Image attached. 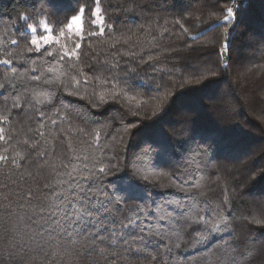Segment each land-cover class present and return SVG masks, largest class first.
Masks as SVG:
<instances>
[{
	"label": "trees",
	"instance_id": "obj_1",
	"mask_svg": "<svg viewBox=\"0 0 264 264\" xmlns=\"http://www.w3.org/2000/svg\"><path fill=\"white\" fill-rule=\"evenodd\" d=\"M231 1L101 0L105 35L99 37L88 35L98 31L91 16L95 0H0V39L24 37L18 45H8L13 56L0 54V59L13 60L0 65V83L17 84L21 94L27 88L33 101L0 125L13 137L9 144L0 142V154L10 159L13 149L26 154L18 168L0 163V264H90L83 249L67 257L54 242L41 250L26 236L21 241L24 226L5 211L17 205L16 193L32 189L40 197L32 204H53L59 218L68 201L43 193L61 187L58 173L73 166L110 169L95 183L109 209L104 227H115L118 234L116 264H209L210 254L225 256V250L226 264L229 257L236 264H264V223L252 222L264 220V0L237 1L233 20L217 27ZM80 6H86L80 59L53 61V66L67 74L68 91L73 77L84 80L81 70L92 78L91 86L79 89L85 99L68 95L60 83L29 81L41 75L31 71L33 61L45 78L51 74L49 65L39 64L40 54L26 52L27 24L38 28L45 20L58 33ZM116 37L120 42L109 47ZM75 40L61 42L71 48ZM25 73L26 83H19ZM100 91L118 95L101 102ZM47 92L53 103L44 106L47 115L40 117L35 100L48 99ZM130 96L136 100L126 99ZM49 117L58 125H50ZM41 122L49 124L44 137L37 131ZM25 140L38 147L28 148ZM130 181L136 185L131 191ZM129 219L136 222L120 227ZM157 231L172 240L161 241ZM13 244L17 252L9 255ZM102 247L98 242L97 250ZM128 247L133 251H125Z\"/></svg>",
	"mask_w": 264,
	"mask_h": 264
},
{
	"label": "snow or ice",
	"instance_id": "obj_2",
	"mask_svg": "<svg viewBox=\"0 0 264 264\" xmlns=\"http://www.w3.org/2000/svg\"><path fill=\"white\" fill-rule=\"evenodd\" d=\"M86 12V6H80L75 10V14L67 17V23L61 26L58 33L54 29L50 28L47 23L42 22L43 35H36L38 29L32 24H27V33L30 34L26 43V52L31 54L33 52L41 55V60L39 61L40 65H49L46 69L47 73H50L51 76L48 78L44 77V69L37 67V62L33 61L31 71L33 73L38 70L41 71L40 76H31L28 77L29 81L43 80L45 85H56L60 83L61 86L67 91V94L70 96H78L80 99H85V95L79 93V89L84 86H91L92 78L89 77L83 70L80 71V75L84 77V80L73 77V83L71 84V90L68 91L69 85L64 83L67 79V74L53 66V61L56 63H63L65 61H79L81 56V42L85 39V28H84V17ZM92 16V25L95 28H98V31L90 32V36H99L104 37L105 35V16L103 15V9L101 7V0H95V7L91 10ZM235 16V10L233 7H227L223 15L222 20L217 22V27L226 25L229 21L233 20ZM22 20H27V16H21ZM179 23V21H177ZM109 29L113 28V25H107ZM183 27V25H181ZM186 30V29H185ZM67 34V39L72 40L73 37L76 38L74 41V47H69L67 43H62L61 41L65 39ZM23 36L19 38H12L10 40L0 39V54H3L6 57H11L14 53L9 50L8 45L16 46L20 43V39H23ZM130 39V38H129ZM129 39H125L123 43L128 44ZM120 42V37H116L115 40L109 47H115V44ZM229 49V42L225 41L222 46L221 56L226 57ZM100 51H106L101 49ZM124 55H129L125 52ZM51 58V59H45ZM18 63L27 64V60L19 59ZM13 60L11 58L0 59V65H12ZM75 65H69V67H74ZM115 66V65H114ZM214 74V73H213ZM27 74H21L18 77L19 83H26L24 76ZM101 84H106V81H99ZM9 88L12 89L9 92ZM28 89L25 88L24 93L21 94L17 84L9 85L7 83H0V97H4L8 94V99H11V107L8 106V99L0 100V125H5L10 121V113L29 108L33 106V101L28 98L26 95ZM48 96V99H37L35 100V111L36 114L40 117L47 115V112L44 110V106L51 105L53 103V98L51 92L45 93ZM98 99L101 102L106 100L107 95H118L116 92H106L100 91L96 94ZM128 100H136L135 96L126 97ZM58 112V110H57ZM49 124L52 126H57L58 121L49 117ZM49 124L41 122L37 131L41 137L45 136L44 129L48 128ZM55 137V131L50 133ZM13 139L11 135L8 134V129L0 126V142L9 144ZM96 139H99V133H97ZM30 149H36L38 147L37 142L33 141L31 144L27 140L23 141ZM48 144H51L52 141H47ZM14 154L9 158L8 155L0 154V163L2 164H11L12 167H20L21 162L26 159L25 152L21 150L13 149ZM4 152H8V148L4 149ZM40 156H44L45 152L41 151L38 153ZM54 154V153H53ZM87 159V157L85 158ZM84 169H87V164H85ZM110 169L106 167H98L94 170H82L76 166H73L70 170H67L62 173H58L61 179L58 181V184L61 187L51 191V193H43V196L47 198H55L56 201L64 203L65 200L68 203L63 209H61V214L59 218L56 216V212L53 211V204L49 203L47 207H38L37 205L32 204V200L40 199L35 193L34 190L28 189L24 193H16L17 205L10 210L6 207L5 211L7 215L14 216L20 224L24 226L23 235L21 236V241L24 240L26 236L29 241L34 243L36 247L41 250L47 245L51 247L50 242H54L57 250L62 249L63 254L67 257L73 255H79L80 249H83L84 253L87 254L90 259V264H100V260L103 259L104 264H108V261L111 260L113 264H116L117 259L120 255L119 252L115 251V248L118 243V234L115 227L107 228L104 227V221L107 218L109 209L104 200L99 199L100 189L96 186V181L100 180L101 177L106 176L109 173ZM66 177V179L64 178ZM146 179V178H145ZM66 186V187H65ZM135 183L130 181L128 184V190H134ZM45 188H50L51 185L45 184ZM183 191V189H182ZM204 195L203 192L200 193ZM71 197L72 199H69ZM130 198V197H129ZM7 199V196L5 197ZM22 201V202H19ZM74 201H78L74 202ZM140 210V209H138ZM131 211V209H130ZM47 213V215H45ZM165 217L161 216L160 219L163 220ZM28 221L31 222V225H36V230H30L31 225L28 224ZM40 221H44L48 224V228H45ZM136 221L131 219L127 223L121 222L120 227L128 228ZM256 224L264 223V220L255 219L252 221ZM115 225V221H110ZM219 228V226H215ZM103 229V231H101ZM229 230L230 229H225ZM7 231V229H5ZM149 232L152 231L151 228L148 229ZM55 232L56 235L53 236L52 233ZM106 233V234H105ZM122 235V233L120 234ZM161 241L172 240V237L163 234L159 231L155 233ZM177 241H179V234H176ZM103 245V247L98 251L97 243ZM123 244L128 245L127 240L121 241ZM167 246V245H166ZM176 247H180V243L175 244ZM23 247L19 248V251H23ZM125 251H133L131 247L125 249ZM17 252L15 245L10 246L9 255H13ZM233 252H236L233 249ZM242 255V253H240ZM227 256V250H225V256L217 255L212 253L209 256V264H226L225 257ZM154 261L156 257L152 258ZM228 260L230 264H236L234 257H229Z\"/></svg>",
	"mask_w": 264,
	"mask_h": 264
},
{
	"label": "rangeland",
	"instance_id": "obj_3",
	"mask_svg": "<svg viewBox=\"0 0 264 264\" xmlns=\"http://www.w3.org/2000/svg\"><path fill=\"white\" fill-rule=\"evenodd\" d=\"M42 22H45L46 23V21L45 20H41L40 22H39V27L37 28L38 29V31H37V33H36V35H43L44 33H43V27H42ZM49 26V25H48ZM51 28V27H50ZM67 38V37H66ZM65 38V39H66ZM227 60V59H226Z\"/></svg>",
	"mask_w": 264,
	"mask_h": 264
},
{
	"label": "built area",
	"instance_id": "obj_4",
	"mask_svg": "<svg viewBox=\"0 0 264 264\" xmlns=\"http://www.w3.org/2000/svg\"><path fill=\"white\" fill-rule=\"evenodd\" d=\"M237 1H239V0H232V1H231V7L234 8V6H235V4H236Z\"/></svg>",
	"mask_w": 264,
	"mask_h": 264
},
{
	"label": "water",
	"instance_id": "obj_5",
	"mask_svg": "<svg viewBox=\"0 0 264 264\" xmlns=\"http://www.w3.org/2000/svg\"><path fill=\"white\" fill-rule=\"evenodd\" d=\"M222 61L225 63L226 62V57L222 56Z\"/></svg>",
	"mask_w": 264,
	"mask_h": 264
}]
</instances>
